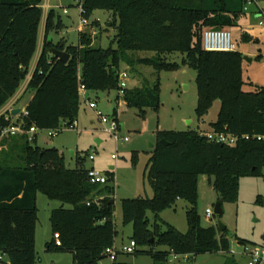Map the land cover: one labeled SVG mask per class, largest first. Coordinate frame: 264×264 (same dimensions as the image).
<instances>
[{
	"label": "trees",
	"instance_id": "1",
	"mask_svg": "<svg viewBox=\"0 0 264 264\" xmlns=\"http://www.w3.org/2000/svg\"><path fill=\"white\" fill-rule=\"evenodd\" d=\"M246 0H81L82 16L89 19L94 10L113 12L117 47L93 45L89 31H80L79 44L54 43L49 34L54 29V9L46 19L43 50L27 89L34 91L24 115L17 122L0 116L3 128L20 124L23 129H53L63 121L68 126L78 119L81 106L79 81L96 93L120 90V66L126 63L152 65L157 71L178 68L166 62L165 55L182 53V64L197 71L198 104L196 115L202 120L220 101L217 120L209 131L236 136L264 137V87L254 91L243 88L244 55L237 51H208L204 48L206 29L237 26ZM45 0H0V109L17 93L29 75L39 41ZM92 26H97L95 20ZM61 26V23L58 24ZM248 39V35L244 36ZM64 50L68 61L62 62L49 52ZM154 51L153 58L136 59L131 53ZM80 78V79H79ZM124 102L129 108L159 110L160 82L147 79L141 87L126 88ZM119 99V96H118ZM198 130L158 131V140L146 166V176L153 188L152 198L123 199L124 225L133 224V240L148 245L156 264H165L169 255L196 257L205 253L230 251L229 233L217 225L203 226L197 211L199 175L214 177L217 201L236 202L240 178L258 176L264 167V139H239L235 145L209 141ZM165 139L167 145L161 140ZM27 134H17L0 144V253L11 264H38L36 227L37 196L46 195L62 205L52 211V238L47 251L69 252L73 264H99L107 257L105 250L115 244V203L113 188L93 184L87 168H68L57 149L32 145ZM109 181L114 174L108 173ZM98 197V203L94 199ZM191 204L187 210L189 229L181 232L165 223L159 214L177 200ZM90 202V204H88ZM70 204L72 208H66ZM155 217L152 222L148 213ZM61 245H56L55 235ZM241 244L245 242L239 240ZM168 251H155L156 246ZM165 262V263H164ZM225 264H239L231 258Z\"/></svg>",
	"mask_w": 264,
	"mask_h": 264
},
{
	"label": "rangeland",
	"instance_id": "2",
	"mask_svg": "<svg viewBox=\"0 0 264 264\" xmlns=\"http://www.w3.org/2000/svg\"><path fill=\"white\" fill-rule=\"evenodd\" d=\"M60 1L63 8H56L54 19L56 26L51 31V36L54 38L55 44L65 42L68 45L77 46L80 38L78 27L81 19L77 0ZM245 6L247 10H244ZM259 6L264 8V0H258V5L256 3L248 4L245 1L243 13L239 18L240 22L237 26L230 28L238 50L243 55H246L244 52L248 51L250 47L257 54L253 62L244 59L243 88L245 91H254L258 87H264V26H260V18L255 17V11H259ZM47 8L48 4L45 5L46 10ZM65 9L67 12H64ZM95 20H98L100 26L96 28L90 23L86 29L94 37L96 41L94 45L102 48L110 46L116 48L117 29L113 12L105 9L94 10L90 14L89 21ZM59 23L61 26H58ZM92 30L96 31V35L91 32ZM245 35L249 36L248 39H245ZM131 55L136 59H142L156 57L157 53L139 51L133 52ZM164 57L168 63H177L178 68L157 71L152 65L137 62L132 66L126 63H121L120 66L121 73L128 72V89L141 87L145 79L151 84L160 82L161 106L159 110L146 108L141 111L137 108H129L124 102L123 94L117 89L96 93L88 92L86 96H80L79 115L73 127H64L56 135H51L50 129H38L37 141L31 142L32 145L41 148L59 150L64 156L68 168L82 166L100 171L106 176L109 172L114 174V180L108 181L106 184L113 188L112 195L99 197L115 200V227L118 234L115 248L118 253L115 260H111L107 256L99 264H156L152 254L143 253V251L150 250L151 247L148 245H137L136 250L132 253L125 251V248L133 240L134 230L133 224L124 225L123 223L121 202L126 198L153 197L154 191L145 172L147 163L152 156L153 147L158 140V131L209 129L210 123L217 120L220 101L214 103L202 120L197 117V71L182 64L183 54L177 52ZM23 84L24 82L17 93L21 91ZM30 92L28 89L24 91L20 101L16 104L18 108L25 106ZM90 101H96L97 109L101 110L110 121L118 122L120 127L117 134L120 140L103 130L101 120L96 113L97 110L89 107ZM3 114L7 118L13 117L8 109H0V116ZM12 122H17V119L14 118ZM9 137L0 134V144L2 140ZM125 137H128L129 140L123 141L122 138ZM92 153L95 156L94 160L89 158ZM113 155H116L117 158L114 159ZM214 180V177L206 175L198 177L196 208L203 226L217 225V216L206 217L207 208H211L214 212L217 203V192L213 186ZM106 185H103L102 188ZM39 196L36 242L38 264H73L74 259L71 253L46 250V243L52 238L50 222L52 211L59 208L62 203L59 200H51L42 193H39ZM65 207L72 208L70 204H66ZM189 208H191V204L188 201L179 199L171 208L161 212L159 218L185 233L189 229L187 221ZM222 209L221 220L227 226V232L234 235L230 238V251L205 253L189 258L171 254L164 263L225 264L233 257L239 264H247V260L240 255L243 246L239 240L245 243L264 245V167L258 176L241 177L238 200L222 203ZM148 216L153 222L155 215L149 212ZM154 249L156 252L168 251V248L162 245L156 246ZM7 258L5 256L6 264Z\"/></svg>",
	"mask_w": 264,
	"mask_h": 264
},
{
	"label": "built area",
	"instance_id": "3",
	"mask_svg": "<svg viewBox=\"0 0 264 264\" xmlns=\"http://www.w3.org/2000/svg\"><path fill=\"white\" fill-rule=\"evenodd\" d=\"M248 4L251 3H258L257 0H246ZM77 3H81V0H77ZM258 15L260 17L259 25H264V8L258 7ZM80 9V23H79V29L82 30L85 27H88L91 23L89 19L82 16L83 8L81 5H79ZM245 10H247V7H245ZM203 42H204V48L208 51H237L238 46L237 43L233 39L232 32L229 29H207L203 33ZM129 75L127 71L120 72L119 74V80H120V93L124 94V90L127 88V79ZM80 79V78H79ZM90 92L86 86L82 83L81 79L79 81V93L80 96H86ZM14 102H10L8 105H13ZM89 107L92 109L97 110L96 113L98 117L101 120V124L103 126V130L107 133H110L115 136L117 140H120V137L117 134V130L119 129V124L116 121H110L107 116H105L101 110H98V104L96 101H90ZM10 113L12 114L11 109L7 108ZM22 113L24 115L28 114L26 110H23ZM68 126L66 121H63L60 126L57 128L50 129L52 131L51 135H56L58 132L62 131L64 127H73ZM38 128L33 126L30 128V130H25L22 128L20 124L18 125H10L8 127H5L1 131L2 136H14L17 134H27L29 136V139L32 140L34 136L37 134ZM201 135L205 136L209 141L215 142V143H221V144H227V145H235L239 139L243 140H249V139H257L262 140L264 139L263 136L260 135H242V136H236L232 135L226 132H216V131H201ZM123 141H128L129 138L125 137L122 138ZM90 160H94L95 156L94 153L90 154L89 156ZM113 158L116 159L117 156L113 155ZM88 176L90 181L93 184L97 185H106L109 181L108 176L104 175L100 171H97L95 169H89L88 170ZM94 202L98 203V198L94 199ZM90 204V202L88 203ZM214 212L211 208H207L206 210V217L212 218L214 216ZM56 238V245L60 246L61 241L59 239V235H55ZM242 251L240 255L247 260V264H264V245H258L254 243H244L242 244ZM137 244L135 240H132L130 245L125 248V251L127 253H132L136 250ZM105 253L111 260H115L116 254L118 251L115 248V244L111 247H108L105 250ZM235 254L234 252H232ZM184 257L189 258L188 255H185ZM3 259L2 256H0V261Z\"/></svg>",
	"mask_w": 264,
	"mask_h": 264
},
{
	"label": "crops",
	"instance_id": "4",
	"mask_svg": "<svg viewBox=\"0 0 264 264\" xmlns=\"http://www.w3.org/2000/svg\"><path fill=\"white\" fill-rule=\"evenodd\" d=\"M257 2H258V0H257ZM46 4H48V8H47V10L45 9V5ZM257 5H258V3H257ZM246 7V6H245ZM245 7H244V10H245ZM43 8H44V14H43V19H42V21H41V24H40V28H39V41H38V49H37V52H36V54H35V56H34V58H33V60L31 61V64H30V68H29V75L27 76V78H26V80L24 81V84L22 85V87H21V91L19 92V93H17L2 109L3 110H7V108L9 107L10 109H11V111H13V110H16V109H21V112L23 111V110H26V107H27V105H28V103H29V101L32 99V97L34 96V91H31L30 92V95H29V99H28V101L26 102V104H25V106L23 107V108H18L17 106H16V104L20 101V97H22V94L24 93V91L25 90H27V87H28V83L30 82V79H31V77H32V74H33V72H34V70H35V68H36V65H37V62H38V60H39V57H40V55H41V52H42V50H43V46H44V41H45V38H46V19H47V15H48V13H49V10H51V9H54L55 11H56V8H63V5H62V3H61V1L60 0H45V3H44V5H43ZM64 12H67V10L65 9L64 10ZM255 14H256V16L255 17H257V18H260L259 17V15H258V10H256L255 11ZM260 21V20H259ZM91 22V21H90ZM238 22H240V19H239V21ZM100 25H98V26H95L96 28H98ZM260 26H264V25H260ZM88 27H85V28H83L82 30H80L79 29V27H78V29H79V32L80 31H86V29H87ZM93 34L95 33V35H96V31H94V30H92L91 31ZM51 33L49 34V38H50V40H53L54 41V38L51 36ZM100 40V39H99ZM95 39H94V37H93V45L95 44ZM99 42V41H98ZM247 56H249V57H252L253 58V61L255 60V57H256V53H254V50H252L251 49V47L248 49V51H246V52H244ZM259 56H261V54H259ZM253 61H249V62H253ZM244 63V62H243ZM30 91V90H29ZM10 102H14V104L13 105H8ZM16 119H17V117H15ZM14 119V118H13ZM210 130V128L209 129H201V128H199L198 129V131H204V132H208ZM37 135V134H36ZM39 199H40V196H39V194H38V196H37V206H38V203H39ZM36 242H37V227H36ZM1 254V253H0ZM5 256H7V255H5V254H3V259L0 261V264H6L5 263ZM7 264H11L10 263V261H9V259L7 258ZM54 264V263H53Z\"/></svg>",
	"mask_w": 264,
	"mask_h": 264
},
{
	"label": "water",
	"instance_id": "5",
	"mask_svg": "<svg viewBox=\"0 0 264 264\" xmlns=\"http://www.w3.org/2000/svg\"><path fill=\"white\" fill-rule=\"evenodd\" d=\"M49 52L52 53L54 56L58 57L62 62L66 63L69 59V54L66 51L57 49L56 47L50 48ZM244 59H246L248 61H253V58L249 57L247 55H244ZM20 112H21V109L13 110L12 115L17 116ZM161 142L164 145H167V142L165 139H162ZM111 203H115V200L112 199ZM214 214H215V216L218 217L217 226H218L219 230L221 232L226 231L227 226L221 220V216L223 215V209H222V203L220 201H217V203L215 205ZM233 236H234L233 234H229V238H232Z\"/></svg>",
	"mask_w": 264,
	"mask_h": 264
}]
</instances>
